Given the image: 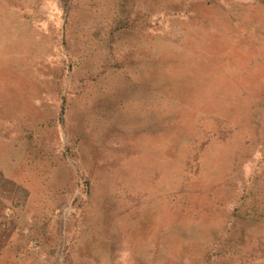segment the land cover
Instances as JSON below:
<instances>
[{"label":"rangeland","instance_id":"rangeland-1","mask_svg":"<svg viewBox=\"0 0 264 264\" xmlns=\"http://www.w3.org/2000/svg\"><path fill=\"white\" fill-rule=\"evenodd\" d=\"M262 6L0 0V264H217L208 244L245 230L234 220L243 192L261 215L247 233L264 243V126L234 121L262 117ZM202 27L210 39L244 36L249 68L236 82L253 83L255 113L161 89L168 64L215 72L201 62L211 48L189 40L200 54L181 56L176 45ZM215 118L231 121L227 139L211 137ZM225 247L234 259L238 247Z\"/></svg>","mask_w":264,"mask_h":264},{"label":"crops","instance_id":"crops-1","mask_svg":"<svg viewBox=\"0 0 264 264\" xmlns=\"http://www.w3.org/2000/svg\"><path fill=\"white\" fill-rule=\"evenodd\" d=\"M259 14L264 15V6H262L261 13ZM227 19L231 22L233 21L230 16H227ZM240 25L243 26V24ZM250 26L246 24V27ZM231 32L232 34H230L233 37L232 40L228 41L221 37L210 39L209 35L211 34V31L208 27L207 29L202 27L196 35L186 34L184 37V42H186V44L180 45L179 43H176L178 48L181 50L180 55L187 56L200 54L198 48H193L192 45L187 43L189 40H195L196 45H204L206 48H211L213 52H215V55L213 56L214 58L206 55V52L200 54L202 63L206 65L215 63V68H213L215 72H210V74L204 75L199 73H191V75L181 74V69L188 68L187 63L179 66H172L173 64H168L157 69L156 78L159 84H161V89L166 92L179 93H182L184 90L194 91L204 97L206 96L217 107L226 109V111L232 116L236 113V109L230 108L229 104L237 108H241L242 111H252L253 105L248 106L247 99L250 93V85L253 86V83H248V78H246L247 81L240 80L239 83L238 81L236 82V76L242 77V75H244L242 69L249 68V66L245 64L244 60H242V51L239 49L240 44L245 41V38L241 35V33ZM151 63V59L143 60V64L145 66H149ZM240 79H243V77ZM254 87L261 88L263 92L264 82L259 83L258 81L254 84ZM259 102L261 109L258 110V106L256 104L255 107L257 108V113L255 115H261L262 117L251 119L250 115L249 117L240 116L238 117V120H234L235 123L246 127H249L250 125H256L257 127L264 126V98ZM230 124L231 121L229 122L227 119L215 118V129L211 134V137L219 140L227 139V136H231L233 132V129L228 127ZM242 187L243 188L241 189L243 192L244 186ZM243 193L237 202H240L241 206L244 207V212L241 211V217H244L243 220L245 230L243 231V228L239 225V229H234L237 230L238 235L236 237H231L229 232L230 228H227L215 239L217 240L216 242H209L208 244L209 248L212 250L209 252L210 261L213 258L214 250L217 251L215 254V261L217 264L225 263V258L227 264H264V251L262 250L263 248H261V250L259 248L262 247L261 245H264V243L259 241L254 243L253 237H250L247 233L249 219H255L258 223L261 219V215H259V213L253 214V211L250 210L252 203H250L249 198L244 199L243 195H247V193ZM235 207H237V205L234 204L230 214L233 213ZM229 217H231V215ZM243 220L241 218L240 223H242ZM226 244L233 245L236 248L238 247V253H235L237 256H235L234 259L231 258L232 253H230V251H228L225 247ZM205 255L206 254L204 253L203 257H205Z\"/></svg>","mask_w":264,"mask_h":264},{"label":"trees","instance_id":"trees-1","mask_svg":"<svg viewBox=\"0 0 264 264\" xmlns=\"http://www.w3.org/2000/svg\"><path fill=\"white\" fill-rule=\"evenodd\" d=\"M242 218V220H243V218L244 217H241V215L238 213L236 216H235V218H234V220H236V222H240V219ZM237 225V224H236ZM239 229V226H237V227H234V229Z\"/></svg>","mask_w":264,"mask_h":264}]
</instances>
